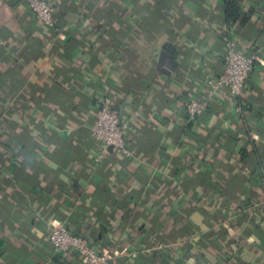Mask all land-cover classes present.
I'll list each match as a JSON object with an SVG mask.
<instances>
[{
  "label": "crops",
  "instance_id": "obj_1",
  "mask_svg": "<svg viewBox=\"0 0 264 264\" xmlns=\"http://www.w3.org/2000/svg\"><path fill=\"white\" fill-rule=\"evenodd\" d=\"M47 1L59 32L0 0V264H77L56 223L114 264H264V0ZM228 40L257 61L209 97ZM102 93L131 155L95 164Z\"/></svg>",
  "mask_w": 264,
  "mask_h": 264
},
{
  "label": "built area",
  "instance_id": "obj_2",
  "mask_svg": "<svg viewBox=\"0 0 264 264\" xmlns=\"http://www.w3.org/2000/svg\"><path fill=\"white\" fill-rule=\"evenodd\" d=\"M34 17L49 29L59 32L54 26V7L47 0H21ZM222 70L213 80H208V96L213 97L217 92L227 90L237 98L243 91L249 76L257 61L255 56H246L236 42L228 40L222 56ZM208 108L204 100L190 98L185 110L189 121L196 120ZM239 111V110H238ZM126 123L120 119L116 103L105 93H102L94 110V122L91 127V137L98 146V152L92 157L93 163H99L106 150L118 152L124 157H130L125 133ZM48 242L55 252L73 251L79 262L77 264H114L115 255L96 251L82 238L68 232L61 223H56L50 230ZM131 254V257H134Z\"/></svg>",
  "mask_w": 264,
  "mask_h": 264
},
{
  "label": "trees",
  "instance_id": "obj_3",
  "mask_svg": "<svg viewBox=\"0 0 264 264\" xmlns=\"http://www.w3.org/2000/svg\"><path fill=\"white\" fill-rule=\"evenodd\" d=\"M54 7V6H53ZM225 17L226 22L230 23L232 21H236V18L234 17L237 11V8L235 6L234 0H225ZM245 21H241V23H244Z\"/></svg>",
  "mask_w": 264,
  "mask_h": 264
}]
</instances>
